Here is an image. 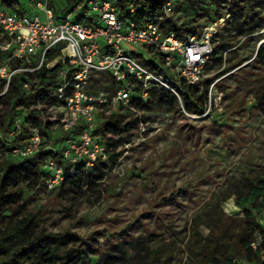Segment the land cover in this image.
I'll return each instance as SVG.
<instances>
[{
    "label": "rangeland",
    "instance_id": "rangeland-1",
    "mask_svg": "<svg viewBox=\"0 0 264 264\" xmlns=\"http://www.w3.org/2000/svg\"><path fill=\"white\" fill-rule=\"evenodd\" d=\"M66 2L53 0L52 6L62 13ZM82 2L72 16L81 11ZM19 4L25 13L38 12L43 18L30 0ZM242 5L247 6V0H176L170 14L177 24L199 31L218 19L214 46L223 39L229 43L221 60L214 53L207 63L212 68L205 71L206 77L221 74L212 81L215 90L204 95L201 113L187 112L181 98L172 110L155 100L152 110L120 107L118 112L132 125L134 136L122 144L116 163L86 168L92 179L83 187L60 183L49 187L45 163L36 164L34 157L32 172H26L19 184L8 185L19 200L0 204V213L9 209L4 223L33 212L37 230H69L81 238L69 245L85 249L90 264L104 255L115 256L114 264H200L230 235L239 233L244 215L233 192L264 164V101L259 103L257 96L264 94V59H255L257 48L264 44V24L252 33L237 32L232 13ZM253 9L264 17V0H254ZM137 48L149 59L144 48ZM3 64L5 58L0 59ZM230 64L235 65L224 72ZM6 108L5 98H0V112ZM13 115H20L19 107ZM51 132L58 137L64 131ZM0 138L10 140L8 129H0ZM48 145L44 139L43 148ZM56 145L62 147L64 142Z\"/></svg>",
    "mask_w": 264,
    "mask_h": 264
},
{
    "label": "built area",
    "instance_id": "built-area-1",
    "mask_svg": "<svg viewBox=\"0 0 264 264\" xmlns=\"http://www.w3.org/2000/svg\"><path fill=\"white\" fill-rule=\"evenodd\" d=\"M52 1L30 0L42 18L38 12L25 13L19 4L7 8L0 0V36L5 37L0 49H11L5 57L7 64L0 65V80H5L0 98L12 74L18 72L25 73L22 87L31 95L30 103L12 120L16 133L28 126L29 135L3 152L26 157L39 151L45 139L40 132L42 125L24 118L32 109L40 111L42 124L50 121L52 129L80 128L78 134L65 138L61 150V159L71 163L68 169L54 157L46 159L45 166L51 174L49 187L60 183L65 173L73 172L77 162L107 159V147L95 133L97 117L102 112L132 107L135 99L146 101L150 92L159 87L180 99L181 81L202 86L207 75L205 67L214 53L213 38L221 24L216 19L200 33L183 36L166 31L160 22L170 16L176 0H163L161 14L141 18L134 16L136 8L131 1L88 0V8L75 17L73 11L56 12ZM88 10L92 14L87 15ZM137 47L144 48L149 59ZM153 63L158 65L155 70L151 68ZM42 67L56 69L57 81L47 87L39 84L34 75ZM211 90H215V82L207 89ZM257 222L260 230L251 247L254 250L263 244L264 259V214Z\"/></svg>",
    "mask_w": 264,
    "mask_h": 264
},
{
    "label": "trees",
    "instance_id": "trees-1",
    "mask_svg": "<svg viewBox=\"0 0 264 264\" xmlns=\"http://www.w3.org/2000/svg\"><path fill=\"white\" fill-rule=\"evenodd\" d=\"M127 1H131L135 5L134 16L136 18L155 16L163 11V0H123V3ZM81 2L83 7L79 12L80 14L78 13L81 16L82 10L84 11V9L88 8V0H67L62 13L75 11V7ZM19 3L20 0H4L5 7L10 9L15 8ZM247 4V6L242 5L232 13L237 21V32L246 31V33H252L264 24V17L261 16L259 11L253 9L254 0H247ZM160 25L166 31H174L178 36H183L184 31L189 34L200 33L196 27H184L181 23L177 24L172 16L166 17L160 22ZM0 38H2V40L0 39V42H2L5 37L0 36ZM228 47L229 43L224 39L214 46V53H219L218 60L222 59V52ZM10 53L11 49H0V59H4ZM255 59H264V44L257 48ZM234 65L230 64L222 70L224 72L231 70ZM151 68L155 70L158 65L153 63ZM211 68L212 65L207 64L205 71ZM55 73L56 69L47 70L42 67L36 70L34 75L38 78L39 84L47 87L57 81ZM220 74V71H218L209 77H205L202 86L190 85L181 81L178 93L187 112L201 113L204 110L206 100L203 97L210 83ZM24 76L25 73L21 72L12 74L8 88L2 97L7 102V108L4 112H0V129H8L11 138L5 142L0 138V150L2 151L0 158L3 159L0 162V204L18 202L19 198L8 189V185L10 183L19 184L23 181L26 172H32L35 163H32L31 159L34 157L37 158L36 164L42 161L46 163L47 158L54 157L57 162L64 165L65 170L68 169L71 163L61 159V150L64 145L58 147L56 141L64 142L69 134H78L80 132V128L77 127L74 130L64 131L60 136L56 137L51 132V122L46 121L45 124H42L40 111L32 109L24 118L33 124L42 125L40 132L50 145H48L47 149H44L43 142L37 153L26 157L15 156L10 153L5 154L3 151L9 150L13 145L21 144L29 135L28 126H23L18 130V133L14 131L15 128L12 126L15 108L19 107V109H22L31 100V95L22 87ZM2 81L4 82L5 80ZM257 96L258 102L262 103L264 94H261V97ZM177 99L173 92L159 87L150 92L146 101L135 99L132 103L134 107L140 110H152L153 105L151 102L155 100L156 105L172 110L177 105ZM119 109L120 107H116L107 114L102 112L95 129L96 134L99 130L101 132V134L97 135L100 136L102 143L107 147V159L98 158L92 163L83 161L75 163L73 172L65 173L59 185L63 187L66 184H78L83 187L85 181L92 179L91 176L85 173L86 168L94 167L104 162L116 163V160L124 150L123 145L127 144V142L129 143L132 136H134L132 125L123 120L122 113L118 112ZM44 170L45 174L51 176L47 167ZM233 199L244 215L241 231L234 234V237L230 235L219 247H215L209 255L199 260L200 264H242L241 258H244L248 263L264 264V259L261 256L263 244L257 245L254 250L251 247L255 233L260 230L257 218L264 214V164L259 166L254 175L244 177L239 182L233 192ZM22 206L24 207L23 204ZM8 213L9 209H3V213H0V264H90L89 259L88 261L85 260V249H80L76 245H69L71 242L82 240L75 233L69 230L61 233L37 230V216L33 212H26L24 216L12 224L4 223L9 215ZM154 255L155 252H153L151 259L154 258ZM115 258L112 255H104L98 257L93 264H114Z\"/></svg>",
    "mask_w": 264,
    "mask_h": 264
}]
</instances>
